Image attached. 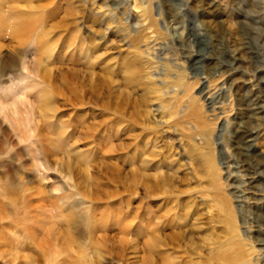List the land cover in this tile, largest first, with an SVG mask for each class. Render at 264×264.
Masks as SVG:
<instances>
[{
	"label": "rangeland",
	"instance_id": "1",
	"mask_svg": "<svg viewBox=\"0 0 264 264\" xmlns=\"http://www.w3.org/2000/svg\"><path fill=\"white\" fill-rule=\"evenodd\" d=\"M0 103V264H264V0H0Z\"/></svg>",
	"mask_w": 264,
	"mask_h": 264
},
{
	"label": "bare ground",
	"instance_id": "2",
	"mask_svg": "<svg viewBox=\"0 0 264 264\" xmlns=\"http://www.w3.org/2000/svg\"><path fill=\"white\" fill-rule=\"evenodd\" d=\"M2 23V22H1ZM198 42H196V44H197ZM195 44V45H196ZM196 59V58H195ZM194 62V61H193ZM210 62V61H209ZM199 63H200V61L198 60V61H196L195 63H194V65H196L197 67H195L196 69H201L200 68V65H199ZM213 65V64H212ZM191 66H192V64H191ZM215 67V66H214ZM216 70V69H215ZM209 73H210V71H209ZM236 73V72H235ZM211 76V79L213 78V77H216V74L214 73V74H211L210 75ZM209 79H210V77H209ZM236 83V80H233V81H231V85H234ZM250 83V81H247V83H243V82H240V84L241 85H247V84H249ZM239 84V83H238ZM233 87V86H232ZM238 88V87H237ZM253 92V91H252ZM255 96V95H254ZM208 97H209V94H208ZM207 97V98H208ZM209 99V98H208ZM253 100H254V103H252L251 104V106H250V111L249 112H256V111H259V110H261L262 109V106H260V103H262L263 101H260V99H259V97H254L253 98ZM3 105H2V103H0V108L1 109H3V107H2ZM13 108V107H12ZM31 112V111H30ZM29 112V113H30ZM15 114V113H14ZM5 115V114H4ZM7 116V115H6ZM5 116V117H6ZM28 116V115H27ZM26 116V117H27ZM242 116L243 115H241L239 118H238V120L240 121V123H242ZM21 117V116H20ZM254 117V116H253ZM15 118V117H14ZM19 119V118H18ZM249 120V119H248ZM15 122H17V121H15ZM19 122H20V127H19V130L17 129V131H19L18 132V134L17 135H21V138H25V141H26V138L28 139V138H30V137H28V136H26L27 134L26 133H28V134H30L29 132H31V134H33V132L34 131H37L36 132V140H37V142L38 143H42L43 141H46L47 139H46V136L45 135H43L42 134V130H41V127L43 126H40L39 124H37V123H33V121H31L30 119H29V117H28V119H23L22 117L19 119ZM244 126V125H243ZM15 131V130H14ZM30 136V135H29ZM247 137V135L243 132V129L241 128V126L240 125H238V127H237V129L235 130V132H234V140H235V142H234V145H236V146H240V145H243V146H245V145H247V149L248 148H252L255 144H256V140H252V139H248L247 141H243V140H245V139H247L246 138ZM20 138V137H19ZM260 137L258 136V139H259ZM18 139V138H17ZM22 139V140H23ZM259 141V140H258ZM242 142H244V143H246V144H243ZM254 142V143H253ZM237 148V147H236ZM42 149V152H43V154H44V157H46V154L44 153V149L43 148H41ZM237 156V155H236ZM239 157V156H238ZM240 166V165H239ZM241 168H243V167H241ZM263 169V168H262ZM243 172H246V173H244L242 176H243V178H246V181L248 182V184L247 185H250L251 186V183L253 182V177H251V175H250V172H249V174H248V170L247 169H243L242 170V173ZM10 193H12V192H10ZM238 199H240L241 197H237ZM44 200V198H43V196H40V195H36V196H33L32 194H27L26 196H24L23 197V199L21 200V202L20 203H18V206L20 205V207H18V218L21 220H19V222H18V225L20 224V225H25V223H26V221H28V218L31 216V214L33 213V210L34 209H36V208H39V207H36L37 205L35 204V202H42ZM241 200V199H240ZM238 201V200H237ZM238 202H241V201H238ZM43 203H44V201H43ZM36 205V206H35ZM43 210V209H42ZM44 211H45V209H44ZM256 219V218H255ZM4 240V239H3ZM0 245L2 246L3 245V242H2V239L0 238ZM9 251V249H5V251H4V253H9L8 252Z\"/></svg>",
	"mask_w": 264,
	"mask_h": 264
}]
</instances>
